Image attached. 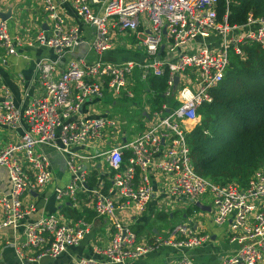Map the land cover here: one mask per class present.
I'll return each instance as SVG.
<instances>
[{"label":"built area","instance_id":"built-area-1","mask_svg":"<svg viewBox=\"0 0 264 264\" xmlns=\"http://www.w3.org/2000/svg\"><path fill=\"white\" fill-rule=\"evenodd\" d=\"M43 1L53 24L48 30L40 29L35 38L12 33L9 21L0 14V47L8 54L16 55L28 40L53 48L63 57L86 42L79 26L58 13L56 0ZM69 2L93 29L90 47L97 57L74 59L61 72L54 61H41V92L24 111L13 103L10 88L2 87L0 125L16 130L23 122L26 129L20 140L0 149V167L7 169L11 181L10 191L0 195V229L17 227L37 212L32 193L54 180L50 157L42 150L48 146L60 153L71 174L65 185L56 187L57 202L70 201L76 207L84 205V199L96 219L104 221L103 235L91 241V254L77 256L70 264H133L164 247L179 253L170 264H194L187 251L211 239V233L198 230L204 216L193 214L187 222L159 234H142L133 228L147 213L157 189L164 192L168 208L161 210L168 213L199 202L211 206L207 214L211 222L228 226V241L234 246L221 264H264V165L254 171L247 185L218 184L197 173L187 141V133L201 119L200 107L212 103L211 91L224 79L231 53L245 59L242 45L246 42L264 50V16L250 15L246 23L231 25L227 15L219 19V0ZM127 34L137 37L143 55L105 60L103 54L113 48L115 37ZM195 41L202 43L193 50ZM169 55L174 57L169 59ZM166 69L165 95L179 105L163 102L134 140L101 146L107 130L118 131L119 122L107 115L78 116L84 104L104 98L106 90L120 96L123 89L132 97L129 84L137 70L145 80L151 74L163 76ZM98 159L108 167L107 175L91 185ZM94 230V222L86 216L74 218L61 211L28 221L22 241L35 252L27 255L17 244L16 264L56 259L94 237Z\"/></svg>","mask_w":264,"mask_h":264},{"label":"crops","instance_id":"crops-1","mask_svg":"<svg viewBox=\"0 0 264 264\" xmlns=\"http://www.w3.org/2000/svg\"><path fill=\"white\" fill-rule=\"evenodd\" d=\"M58 6V13L65 17L68 22L76 24L80 28L82 37L86 40L80 46L74 50L68 51L63 57H59L56 50L53 48L39 46L35 43L24 42L22 47H19L16 55L8 54L6 49L0 47V101L4 100V93L2 91L3 86H7L11 90V97L15 106L24 111L29 104L37 97L42 89L41 85V71L38 67L39 63L44 60L54 61L57 64L59 71L66 69L68 63L74 59L87 57L89 59H95L97 54L91 49L90 43L93 39V29L86 23H84L74 12L69 0H56ZM10 12L11 16L6 18L10 23V29L12 33L21 34L25 39L35 38L40 29L48 30L52 27V20L44 9L43 0H0V14ZM45 14L44 17L43 14ZM114 40L113 48L103 54V58L108 61H122L128 58H138L143 55V49L139 44L137 37L134 35H117ZM202 41H196L192 43L193 50H196ZM198 44V46L196 45ZM139 50V52L135 53ZM134 53V54H132ZM174 56L169 55L168 58L172 59ZM118 97V96H116ZM134 97V96H132ZM105 98H93L87 101L78 116H100L107 115L109 111L102 104ZM107 100H113V105H117V101L114 97L106 98ZM144 108L142 116L137 119V123L134 126L135 130L132 131V135L126 130L121 129V123L118 117H113L119 122L118 131L112 132L107 130L105 137L102 141V146H114L115 139L121 138V142L134 139L146 129L152 114L160 107L153 109L150 104L147 103V97H143ZM106 102V101H105ZM166 103L173 107L176 101L168 97ZM144 116V118H143ZM127 119L124 120L126 122ZM137 127V129H136ZM26 127L21 122L20 126L16 129H10L0 125V149L5 147L11 141H18L25 133ZM134 133V134H133ZM42 150L48 154L52 163V170L54 174V180L48 187L44 188L40 192L32 193L33 198L37 204V212L25 219L17 227H4L0 229V264H16L19 263L17 256V244L25 251L27 255L34 253L31 248L25 247L23 244V232L25 223L28 221H35L42 215L59 214V211L63 212L67 216L73 217V213L70 215L65 208L70 207L72 211L82 213L92 223L94 222L95 230L94 237H89L78 247H71L67 253L62 254L56 259L44 258L37 261H27L26 264H70L73 262V258L77 256H86L91 254L92 240H98L95 235H103L102 225L104 221L102 219H96L95 214L90 211L86 206V200H82L84 205L74 206L70 201L66 203H59L56 199L55 190L58 186H63L71 179V174L67 169L66 163L63 157L57 151L46 146L42 147ZM97 168L92 169V174L97 176V182L102 181L107 175L108 167L102 160H97ZM96 182V183H97ZM158 187V180H154ZM95 183V184H96ZM11 189V181L8 175V171L4 167H0V195L7 194ZM164 198V192L156 190L154 198H152L149 204L146 214L141 216L136 224L142 228L146 227L149 220L157 217L159 210L168 208L166 200ZM202 206L210 207V210H204L199 208L198 215L204 216L198 225V230L211 233V239L199 248L187 251L186 256L194 264H221L223 259L233 250L234 246L227 241L228 226H217L213 224L210 217L207 215L211 211L209 204H203ZM1 216V208H0ZM141 228V230H142ZM138 230V229H137ZM157 230V229H156ZM139 231V230H138ZM158 231V230H157ZM163 231V230H162ZM161 231V232H162ZM161 233L160 231H158ZM140 233L149 234L142 230ZM153 233L157 234L153 231ZM227 238V239H226ZM179 253L172 247H164L158 253H154L151 256H147L134 262L133 264H168L178 257Z\"/></svg>","mask_w":264,"mask_h":264},{"label":"trees","instance_id":"trees-1","mask_svg":"<svg viewBox=\"0 0 264 264\" xmlns=\"http://www.w3.org/2000/svg\"><path fill=\"white\" fill-rule=\"evenodd\" d=\"M226 15L231 25L244 24L250 15L264 16V0H219V19ZM242 49L246 58L231 53L224 79L211 91L212 103L200 107L201 121L187 133L197 173L222 185H247L254 171L264 165V50L255 42H246ZM138 72V95L147 97L153 109L168 101L165 92L169 70L145 80ZM129 154L124 153L125 162ZM96 182L97 176L92 175L90 184ZM65 211L69 215L72 212L74 218L83 216L69 206ZM157 218L166 219L168 215L162 213ZM133 228L142 231L138 224Z\"/></svg>","mask_w":264,"mask_h":264},{"label":"rangeland","instance_id":"rangeland-1","mask_svg":"<svg viewBox=\"0 0 264 264\" xmlns=\"http://www.w3.org/2000/svg\"><path fill=\"white\" fill-rule=\"evenodd\" d=\"M43 14V13H42ZM45 14H43L42 17H44ZM196 42V41H195ZM198 46V44H196ZM217 45V44H216ZM135 53L139 52V50L135 51V49H131ZM134 54V53H132ZM130 56V55H129ZM128 56V57H129ZM126 57V59L128 58ZM138 76H134L133 80L129 84V89L134 93V97H130L127 95V93L121 89L120 96L116 97L113 95V92L106 90L105 91V101H102V104L106 107V109L109 111V114H107L108 117H118L121 123V129L124 131H128L130 135H132V131L135 130L134 126L137 123V119L142 116L143 108H144V100L143 97L138 95ZM114 97L117 101V105H113V100H107L106 98ZM127 119L126 122L124 120ZM201 121V119H200ZM199 121V122H200ZM189 124V123H188ZM193 125V123H191ZM196 126V125H194ZM137 129V127H136ZM134 134V133H133ZM131 139V138H130ZM121 142V138L117 137L114 141V143ZM101 161V159H98ZM202 204L201 202H199ZM203 205V204H202ZM199 212V207L197 204L195 206L189 204L187 205L184 210L174 211L172 213H168L165 210H159V214L165 213L168 215V218L166 219H158V215L153 221V219L149 220L150 224H147L146 227H143L142 230H145L147 232H156L159 234L158 231L165 230L169 227H172V225H175L179 222H187L186 220L193 216V214H197ZM158 231H157V230ZM227 239V238H226ZM228 241V239H227ZM207 242V241H206ZM187 261V259H186ZM170 264V263H168Z\"/></svg>","mask_w":264,"mask_h":264},{"label":"water","instance_id":"water-1","mask_svg":"<svg viewBox=\"0 0 264 264\" xmlns=\"http://www.w3.org/2000/svg\"><path fill=\"white\" fill-rule=\"evenodd\" d=\"M10 14H11L10 12H8V13H1V15H2L4 18H9V17L11 16ZM158 58H159V57H158ZM178 82H179V78L176 77V79H175V86L178 84ZM197 206H198L199 208H201V209H204V210H210V207L202 206V204H200V203H197Z\"/></svg>","mask_w":264,"mask_h":264}]
</instances>
